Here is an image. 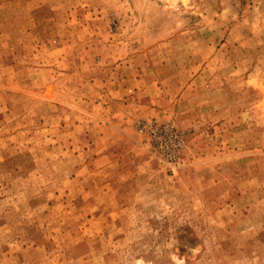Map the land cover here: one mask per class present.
<instances>
[{
	"label": "rangeland",
	"instance_id": "obj_1",
	"mask_svg": "<svg viewBox=\"0 0 264 264\" xmlns=\"http://www.w3.org/2000/svg\"><path fill=\"white\" fill-rule=\"evenodd\" d=\"M0 264H264V0H0Z\"/></svg>",
	"mask_w": 264,
	"mask_h": 264
}]
</instances>
